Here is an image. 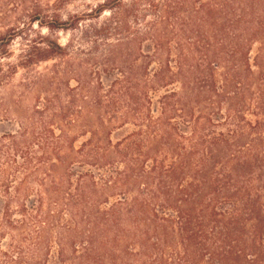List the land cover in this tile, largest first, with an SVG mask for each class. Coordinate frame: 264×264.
<instances>
[{"label":"trees","instance_id":"obj_1","mask_svg":"<svg viewBox=\"0 0 264 264\" xmlns=\"http://www.w3.org/2000/svg\"><path fill=\"white\" fill-rule=\"evenodd\" d=\"M132 3L125 41L112 25L85 35L89 55L106 41L104 63L84 60L76 76L54 66L37 77L31 87L44 89L37 104L15 132L0 135V264H47L63 208L92 219L94 175H78L61 200L75 165L122 167L109 179L126 183V264H264V0ZM146 13L154 19L144 33L130 30L127 20ZM83 20L69 28L82 31ZM112 37L116 43L107 44ZM10 40L0 34V61ZM68 50L49 43L22 65L65 58ZM95 66L119 78L105 89ZM96 112L131 132L116 143L104 139V122H87ZM47 201L62 209L44 208ZM90 226L72 264H97ZM56 230L59 243H71L69 230Z\"/></svg>","mask_w":264,"mask_h":264},{"label":"rangeland","instance_id":"obj_2","mask_svg":"<svg viewBox=\"0 0 264 264\" xmlns=\"http://www.w3.org/2000/svg\"><path fill=\"white\" fill-rule=\"evenodd\" d=\"M132 1L0 0V34H10L11 38L9 55L0 61V135L15 132L17 124L20 122L19 118L29 113L37 104V99L40 97L39 93L44 92V89L34 90L31 87V83L37 77L50 74L54 66L64 72H73L75 75L78 74L79 67L84 60L94 59L99 64L104 63L107 58L105 57L106 41L103 42L98 39V52L89 55L91 53L89 51L90 41L86 42L84 40L85 35H90L94 30L102 31L108 25H112L113 29H116L112 32L117 36L115 39L125 41L126 11L131 9ZM136 1L140 2L141 0ZM101 8H103L102 12L98 14L97 12ZM145 10L147 8H141L142 16ZM76 18L84 19L79 25L82 26L80 28L83 32L69 28V26L74 25ZM153 19L154 15L146 13L144 19L139 15L137 18H129L127 25L130 30L141 35L145 31L146 24L153 21ZM48 24L54 27L52 31L47 29L46 25ZM61 24L68 29L65 31L57 29ZM49 43H57L61 47L68 46L67 57H56V60L42 62L31 67L22 65L28 56L27 54L32 52L34 48L43 51L47 49ZM115 43L113 37L107 41V44L114 45ZM125 50L126 46H123L120 51L123 54ZM100 68V66H95L94 71L100 73L102 83L106 89L114 78H119V73H102ZM72 76L65 75L63 77L65 81L63 82L66 86L69 85L73 88L76 86V82L72 80L74 78ZM100 121L104 122L102 123L103 126L105 125L103 128L106 129L107 133L104 139L110 138L112 143L125 138L132 130L130 126L117 129L109 127L107 116L103 112H96L87 118V122L93 126L92 128L100 126ZM81 141L83 139L75 144L76 148ZM67 169L69 180L73 184L72 186H66L61 197L63 201L67 199L69 191L74 192L78 175L89 173L94 175L96 198L93 199L90 205L93 209L92 219L90 220L86 213L72 216L66 209L61 210L62 208L52 207L47 201L44 208H49L52 212L62 211L59 223L50 230V250L47 253L49 255L47 264H72L74 258L73 248L76 246L78 254L81 245L85 242V234H88L92 229L90 224H94L93 229L97 234L96 263L126 264V183L117 185L109 179L111 176L115 177L116 172H121L122 167L117 165L94 169L75 165ZM19 178L22 179V176H19ZM28 184L34 194L39 192L38 186L33 181ZM4 201V198L0 196V223L3 218ZM58 225L69 230L71 235L70 244L66 240L59 243V233L56 230ZM4 242L6 244L8 240L6 239Z\"/></svg>","mask_w":264,"mask_h":264}]
</instances>
